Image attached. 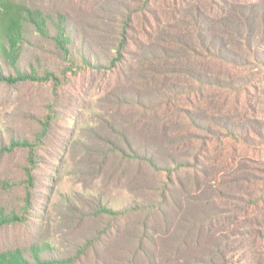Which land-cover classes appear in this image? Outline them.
<instances>
[{
	"label": "rangeland",
	"instance_id": "obj_1",
	"mask_svg": "<svg viewBox=\"0 0 264 264\" xmlns=\"http://www.w3.org/2000/svg\"><path fill=\"white\" fill-rule=\"evenodd\" d=\"M29 1L53 13L67 11L73 22L86 28L92 38L101 37L102 55L111 53L117 45L122 38L123 15L132 13L134 21L129 23L134 26L129 33L142 37L146 46L124 49L125 64L119 74L115 73L117 69L108 70V74H88L92 77L71 82L60 77V85H56L55 80L45 79L16 84L0 82V137L3 132H12L20 141L29 140L35 144L33 153L31 147L21 146L0 153V205L11 207L12 201L24 196L21 189L11 192L10 184L27 178L22 171L30 153L36 165L32 172L37 181L32 188L36 196L49 191L44 185H56L55 201L61 193L68 195L84 187H98L111 196L116 206L133 201L137 183L130 178V169L125 171L128 176L124 179L100 174L96 178L94 169L98 167L99 158L85 154L78 142V139H98L97 135H103L94 119L96 113L104 110L108 91L119 85L135 95L134 103L121 109V116L131 132L135 130L148 142L156 141L169 151L172 139L177 136L163 138L160 135L162 126L154 127L153 124L166 114L177 112L180 116L174 118L171 126L178 131V136L192 139L189 133H194L191 142L181 143V152L171 158L168 168L174 170L178 179L173 190L175 199L183 201L187 200L185 196H196V206L203 210L200 225L206 233L199 239L204 247L196 254L198 264H264V56L250 52L256 48H249L246 42H237V30H231L226 40L238 53L234 62L197 56L189 66L195 68L193 70L201 74V78L195 74L179 81L166 74L169 69L165 61V35L178 26L185 33L184 24L190 21L185 14L188 10L199 6L212 12L219 9L218 2L223 0H179L176 8H180L181 1L184 12L170 5L168 0H151L150 5L158 8L160 20L153 18L147 0ZM244 1L248 9L255 3L264 7V0H228L225 10L230 14L231 8L244 6ZM249 17L252 19V14ZM261 43L259 50L264 52V41ZM188 51H182L183 57L190 54ZM170 84L193 90L191 101L187 100V95H179L185 98L179 102L184 109L182 113L175 105L168 110L164 100H160L155 109L148 103L146 106L135 103L140 99L139 94L146 99L164 98L159 93L167 91ZM185 115L188 120L183 119ZM56 138L61 142L55 141ZM55 156L68 160L55 165ZM114 160L120 166V158ZM17 165L22 166V171ZM162 175L167 177V171ZM184 204L189 205L186 201ZM58 207L59 212L54 214L59 216L63 208ZM19 227H12L6 235L2 232L0 249L8 247L12 240L25 241L30 227ZM207 231L214 236H209ZM111 256L109 252L107 263ZM199 259L203 260L199 262ZM100 262V254L87 249L83 264Z\"/></svg>",
	"mask_w": 264,
	"mask_h": 264
},
{
	"label": "trees",
	"instance_id": "obj_2",
	"mask_svg": "<svg viewBox=\"0 0 264 264\" xmlns=\"http://www.w3.org/2000/svg\"><path fill=\"white\" fill-rule=\"evenodd\" d=\"M150 1L147 0L148 8L153 18L159 19L158 8L151 6ZM168 1L175 8L179 2ZM228 3V0L218 2L219 9L212 12L196 6L195 10L185 12L190 21L184 24V34L180 26L170 29L163 38L165 61L169 69L166 74L179 81L195 74L201 78L202 75L189 66V62L196 61L197 56L201 59L212 56L217 61L234 62L238 53L226 40L231 30H237V42H246L249 48H256L250 52L264 56V52L259 50L264 41V7L261 3H255L248 9L244 1V6L231 8L229 14L225 10ZM177 10L185 11L181 8V1ZM249 14H252V19ZM131 15H123L122 38L111 53L102 55L101 37L95 36L96 40L92 38L86 28L73 22L67 11L53 13L29 0H0V82L16 84L45 79L55 80V84L60 85V77L71 82L81 77H92L88 74H108V70L117 69L115 73L119 74L125 64L124 49L146 46L142 37L129 33L134 26L129 23L134 21ZM149 36L153 37L151 34ZM40 51H43L41 55ZM182 51L190 54L183 57ZM166 90L158 92L164 97L160 99H146L139 94L140 99L135 103L144 106L148 103L155 109L158 102L164 100L168 110L175 105L182 113L184 109L179 102L185 98L179 95L185 94L189 97L187 100L191 101L193 90L179 84H170ZM108 92L104 110L96 113L94 119L103 135H97L98 139H78V142L85 154L99 158L98 167L94 169L96 178L100 174L112 179H124L128 176L125 171L130 169V178L137 183L133 201L116 206L111 196L98 187H84L68 195L61 193L55 201L56 185H44L49 191L36 196L32 189L37 184L32 173L36 168L32 154L35 144L29 140L20 141L12 132H3L0 153H7L19 146L26 149L31 147L32 153L23 171L22 166L19 168L17 165L27 178L23 182L10 184L11 192L21 189L24 196L12 201L11 207L0 205V235L2 232L6 235L14 226H28L30 229L23 243L12 240L8 247L0 249V264H83L87 249L100 254V264H198L196 254L198 249L201 251L204 247L199 239L206 233L200 225L203 210L196 206V196H185L187 200L183 201L175 199L173 190L178 179L174 170L168 168L171 158L177 156L176 152H181V143L191 142L194 133H189L192 139L178 136V131L171 126L174 118L180 116L175 112L166 114L153 124L154 127L162 126L160 135L163 138L177 136L172 139V148L167 151L156 141L148 142L137 131L131 132L121 116V109L125 110L134 103L132 91L116 85ZM188 118L187 115L183 117L184 120ZM72 133L69 134L71 139ZM54 140L61 142L60 138ZM70 155L74 156L73 153ZM117 157L120 158V166L115 163ZM54 158L55 165L68 160L59 156ZM164 170L167 177L162 175ZM185 201L189 205L185 206ZM58 206L63 208L59 216L54 214L59 212ZM207 233L214 236V233ZM13 234H16L15 231ZM109 252L112 256L107 263ZM203 259H199V262Z\"/></svg>",
	"mask_w": 264,
	"mask_h": 264
}]
</instances>
